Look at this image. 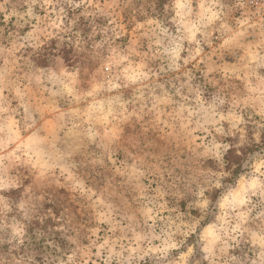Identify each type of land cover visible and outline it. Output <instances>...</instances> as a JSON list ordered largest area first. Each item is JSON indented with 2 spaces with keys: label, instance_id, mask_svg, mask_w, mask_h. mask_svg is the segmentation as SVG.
<instances>
[{
  "label": "rangeland",
  "instance_id": "obj_1",
  "mask_svg": "<svg viewBox=\"0 0 264 264\" xmlns=\"http://www.w3.org/2000/svg\"><path fill=\"white\" fill-rule=\"evenodd\" d=\"M0 264H264V0H0Z\"/></svg>",
  "mask_w": 264,
  "mask_h": 264
},
{
  "label": "trees",
  "instance_id": "obj_2",
  "mask_svg": "<svg viewBox=\"0 0 264 264\" xmlns=\"http://www.w3.org/2000/svg\"><path fill=\"white\" fill-rule=\"evenodd\" d=\"M231 155V154H230ZM226 160H227V163L228 164H231V159L229 160V155L228 156H226ZM27 248L29 249V243H24L23 245H22V247L20 248V252H24L25 250H27Z\"/></svg>",
  "mask_w": 264,
  "mask_h": 264
}]
</instances>
